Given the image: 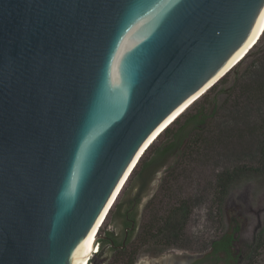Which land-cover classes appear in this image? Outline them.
I'll list each match as a JSON object with an SVG mask.
<instances>
[{
	"label": "water",
	"instance_id": "water-1",
	"mask_svg": "<svg viewBox=\"0 0 264 264\" xmlns=\"http://www.w3.org/2000/svg\"><path fill=\"white\" fill-rule=\"evenodd\" d=\"M263 20L264 0H0V264H78L153 139Z\"/></svg>",
	"mask_w": 264,
	"mask_h": 264
},
{
	"label": "rangeland",
	"instance_id": "rangeland-1",
	"mask_svg": "<svg viewBox=\"0 0 264 264\" xmlns=\"http://www.w3.org/2000/svg\"><path fill=\"white\" fill-rule=\"evenodd\" d=\"M252 50L258 53L246 57L239 72L233 69L227 73L179 118L182 123L202 107L208 108L207 121L200 126L191 125L182 151L170 157L150 178L146 193L138 202L139 234L155 219V226H161L162 219L181 201H185L189 213L181 233L170 245L162 243L157 249L152 242L137 236L134 264L184 261L187 246L204 250L235 226L240 227L233 244V252L240 254L239 264H264V34ZM163 139L165 133L153 146ZM234 169L240 170L239 175L219 209L217 176ZM133 192L128 181L98 235L122 227L123 219L117 213L129 207ZM100 258L107 264H125V256L117 252L110 258L103 252Z\"/></svg>",
	"mask_w": 264,
	"mask_h": 264
},
{
	"label": "trees",
	"instance_id": "trees-1",
	"mask_svg": "<svg viewBox=\"0 0 264 264\" xmlns=\"http://www.w3.org/2000/svg\"><path fill=\"white\" fill-rule=\"evenodd\" d=\"M264 34V31L262 35ZM261 35V37H262ZM260 37V39H261ZM258 40V42L260 41ZM257 42V43H258ZM256 43V44H257ZM256 46V45H255ZM256 50V49H255ZM255 50H251L247 57L255 55ZM241 64H239L236 68H234V72H239ZM208 108L202 107L199 109L195 114H193L190 118H187L186 121L180 123L179 118L184 114V112L179 115L162 133H165V139L160 140L158 145L153 146V144L147 149L145 154L140 159L139 163L137 164L135 170L133 171L132 175L130 176L129 180L131 185L134 187L133 196L128 201L129 207H124L120 211H118L117 216L124 219L125 212L130 207L133 206L134 203L139 202L143 195L146 193L147 184L152 177L160 168L164 167L170 157L175 155L177 152L182 151V147L185 144V140L188 137L190 131L189 128L191 125L193 126H200L207 121L209 117ZM176 123L175 126H172ZM180 123V124H179ZM262 131H263V146L261 148L262 153L264 154V121L262 122ZM161 133V134H162ZM160 134V135H161ZM160 135L156 138L158 139ZM156 140H154L155 142ZM169 169V168H168ZM253 169V168H252ZM254 171L256 169H253ZM240 170H225L218 174L217 176V203L219 205V209L225 200L226 196L228 195L232 184L234 183L235 179L238 177ZM128 183V182H127ZM122 192L119 193L118 196L121 195ZM113 204L112 208L116 204ZM123 207V206H122ZM111 208V209H112ZM188 210L185 207V201H181L178 204L177 208H172L169 213L162 219V225H156L157 222L153 220L151 224L148 225V228L142 230V237L145 240L152 242L153 245L158 249V245L165 243V244H172V240H174L178 235L181 233L183 228V221L185 217L188 215ZM110 214V211L108 215ZM108 215L106 216L103 224L100 226V229L106 222ZM116 224V220L114 221ZM141 228V224H140ZM98 230L97 234L100 232ZM240 231L239 226H235L231 232L223 233L219 239L214 241V245L216 247V251L224 253L228 258L233 256V244L235 240H237L236 234ZM140 229L137 233L132 235V237L128 240L124 249H120V247H114L112 249H117V253L120 255L125 256V264H134L136 261V252L137 247L135 244V238L140 236ZM140 236V237H141ZM164 241V242H163ZM102 246L104 247L106 244H111L109 241L102 240ZM159 251V250H158ZM237 260L240 259L239 256L236 257Z\"/></svg>",
	"mask_w": 264,
	"mask_h": 264
},
{
	"label": "flooded vegetation",
	"instance_id": "flooded-vegetation-1",
	"mask_svg": "<svg viewBox=\"0 0 264 264\" xmlns=\"http://www.w3.org/2000/svg\"><path fill=\"white\" fill-rule=\"evenodd\" d=\"M138 209V202H136L132 207L126 210L122 227L118 228V226H116L112 231L107 230L101 234L103 235L100 239L101 243H103L102 240L111 242V244H106L103 247V252H106L107 258H110V256L118 252L117 249L112 248L120 247V249H124L128 240L140 229L141 221L139 218V211H137ZM120 210L121 209H119V211ZM214 241L215 240L204 250H195V248L192 250L191 246H187L188 249H185L187 253L186 260L178 261L175 264H239L240 259L237 260V255L234 252L233 256L228 258L224 253L216 251Z\"/></svg>",
	"mask_w": 264,
	"mask_h": 264
},
{
	"label": "bare ground",
	"instance_id": "bare-ground-1",
	"mask_svg": "<svg viewBox=\"0 0 264 264\" xmlns=\"http://www.w3.org/2000/svg\"><path fill=\"white\" fill-rule=\"evenodd\" d=\"M263 31H264V20H263V22H262V24H261V26H260V28H259V30L257 31V38H255L256 40L254 41V42H252V44L251 45H249L248 46V48L242 53V55L241 56H238V58H237V63H239V61H241L242 59H244L245 57H246V55L249 53V51L256 45V43L258 42V40L260 39V37H261V35H262V33H263ZM254 43V44H253ZM250 48V49H249ZM249 49V50H248ZM236 63V64H237ZM195 101H193L191 104H189L188 106H187V108L185 109V106L178 112V115L175 117V119L179 116V115H181L184 111H186L193 103H194ZM175 119H171L169 122H167V123H169L158 135H157V137L175 120ZM166 123V124H167ZM161 130V129H160ZM157 137H155V139H153V141H152V143L154 142V140H156V138ZM119 195V194H118ZM115 201H116V199L111 203V205H110V207L112 208V206H113V204L115 203ZM108 213H109V211L107 210V212H106V215H104V217H103V219L98 223V225L95 227V229H94V231L92 232V234L90 235V237H89V239L82 245V247H81V249H80V253H79V256H80V260H79V263L78 264H85V262H86V260H85V258H83V256H86V255H89V252H90V249H91V247H92V244H93V240L98 236V234H97V232H98V230L100 229V226L103 224V222H104V220H105V218H106V216L108 215ZM85 261V262H84Z\"/></svg>",
	"mask_w": 264,
	"mask_h": 264
},
{
	"label": "built area",
	"instance_id": "built-area-1",
	"mask_svg": "<svg viewBox=\"0 0 264 264\" xmlns=\"http://www.w3.org/2000/svg\"><path fill=\"white\" fill-rule=\"evenodd\" d=\"M102 252H103L102 243L100 240H97L95 243V247H94L91 255L89 256V258L85 262V264H107L106 260H104V259L100 260L101 259L100 257L102 256ZM98 259H99V261H98Z\"/></svg>",
	"mask_w": 264,
	"mask_h": 264
}]
</instances>
